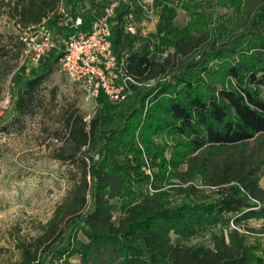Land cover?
<instances>
[{
    "label": "trees",
    "instance_id": "trees-1",
    "mask_svg": "<svg viewBox=\"0 0 264 264\" xmlns=\"http://www.w3.org/2000/svg\"><path fill=\"white\" fill-rule=\"evenodd\" d=\"M118 1L113 52L140 86L120 105L100 97L89 127L70 117L71 148L57 160L82 163L81 187L34 243H17L15 264H264L247 226L264 219V0L205 2L232 10V22L202 11V0H155L147 36L126 31L140 0L1 3L24 28L50 22L62 42L89 33ZM178 7L190 16L184 26ZM61 56L47 55L27 79L20 113Z\"/></svg>",
    "mask_w": 264,
    "mask_h": 264
},
{
    "label": "rangeland",
    "instance_id": "rangeland-1",
    "mask_svg": "<svg viewBox=\"0 0 264 264\" xmlns=\"http://www.w3.org/2000/svg\"><path fill=\"white\" fill-rule=\"evenodd\" d=\"M205 2L207 0H202L200 8L213 17L219 15L228 22L237 17L230 9L208 6ZM138 3L144 11L138 19L132 17L131 25L136 33L140 31L147 36L156 31L158 11L155 0ZM9 12L0 0V56L8 52L7 57L0 59V264L18 263L17 243H34L56 212L81 187L82 163L79 160L61 162L57 156L62 150L71 148L66 146L70 117L94 115L100 105L89 99L79 85L72 83L58 64L32 98L27 96L23 112L18 111L16 101L27 79L41 72V64L46 62L47 56L39 65L25 57V47L18 41L39 29L19 26ZM177 15L179 26L190 20L189 14L180 7ZM44 25L59 41L56 28L48 21ZM260 185L264 188V176ZM65 211V208L61 210ZM247 226L255 231L248 232L252 241L264 248V219L251 220ZM194 245H209V242L198 239ZM68 264L81 262L71 258Z\"/></svg>",
    "mask_w": 264,
    "mask_h": 264
},
{
    "label": "built area",
    "instance_id": "built-area-1",
    "mask_svg": "<svg viewBox=\"0 0 264 264\" xmlns=\"http://www.w3.org/2000/svg\"><path fill=\"white\" fill-rule=\"evenodd\" d=\"M121 2L128 3V0ZM120 6V1L108 5L103 14L96 19L89 33H80L75 38L56 41L52 32L42 25L33 34L20 38L25 50L24 55L34 65H39L52 52L60 53L59 66L67 78L79 85L89 99L98 102L105 97L111 105H120L132 96V86L140 84L124 69V64L118 61L112 46V20ZM61 14H66V8H60ZM82 25L79 18L75 28ZM36 29V28H35ZM126 31L135 35L132 25ZM95 115V114H94ZM94 115L84 118L89 127Z\"/></svg>",
    "mask_w": 264,
    "mask_h": 264
}]
</instances>
